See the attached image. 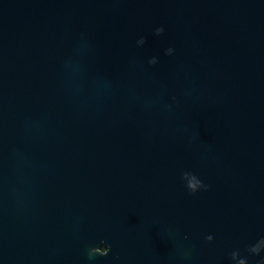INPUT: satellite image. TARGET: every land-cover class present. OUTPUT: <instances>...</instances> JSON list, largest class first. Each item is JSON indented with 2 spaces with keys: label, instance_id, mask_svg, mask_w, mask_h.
Here are the masks:
<instances>
[{
  "label": "water",
  "instance_id": "95a60500",
  "mask_svg": "<svg viewBox=\"0 0 264 264\" xmlns=\"http://www.w3.org/2000/svg\"><path fill=\"white\" fill-rule=\"evenodd\" d=\"M0 264H264V0H0Z\"/></svg>",
  "mask_w": 264,
  "mask_h": 264
},
{
  "label": "clouds",
  "instance_id": "9594fccd",
  "mask_svg": "<svg viewBox=\"0 0 264 264\" xmlns=\"http://www.w3.org/2000/svg\"><path fill=\"white\" fill-rule=\"evenodd\" d=\"M209 239H211V236H209ZM234 255V254H233Z\"/></svg>",
  "mask_w": 264,
  "mask_h": 264
}]
</instances>
